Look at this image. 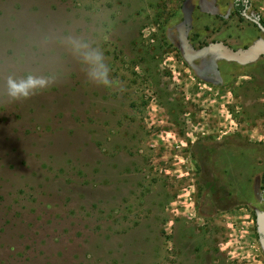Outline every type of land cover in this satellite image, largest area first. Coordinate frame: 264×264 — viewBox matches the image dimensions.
<instances>
[{
	"label": "rangeland",
	"instance_id": "obj_1",
	"mask_svg": "<svg viewBox=\"0 0 264 264\" xmlns=\"http://www.w3.org/2000/svg\"><path fill=\"white\" fill-rule=\"evenodd\" d=\"M235 1L0 0V264H264V34Z\"/></svg>",
	"mask_w": 264,
	"mask_h": 264
},
{
	"label": "clouds",
	"instance_id": "obj_2",
	"mask_svg": "<svg viewBox=\"0 0 264 264\" xmlns=\"http://www.w3.org/2000/svg\"><path fill=\"white\" fill-rule=\"evenodd\" d=\"M85 63L89 66L87 75L88 78L98 86H109L112 83L111 69L107 63H105L104 55L98 51H91L84 57ZM38 81L29 77L26 81L16 83L15 81H9L10 95L19 100L21 98H30V89L36 88Z\"/></svg>",
	"mask_w": 264,
	"mask_h": 264
},
{
	"label": "trees",
	"instance_id": "obj_3",
	"mask_svg": "<svg viewBox=\"0 0 264 264\" xmlns=\"http://www.w3.org/2000/svg\"><path fill=\"white\" fill-rule=\"evenodd\" d=\"M233 8H234V11L236 14L242 15L245 6H244L242 0H237L234 2Z\"/></svg>",
	"mask_w": 264,
	"mask_h": 264
},
{
	"label": "water",
	"instance_id": "obj_4",
	"mask_svg": "<svg viewBox=\"0 0 264 264\" xmlns=\"http://www.w3.org/2000/svg\"><path fill=\"white\" fill-rule=\"evenodd\" d=\"M246 8V6H245ZM245 8L243 10V15L248 19L250 20L255 26H257L259 28V30L264 34V27L261 25V23L256 20V19H253V18H250L248 15H246L245 13Z\"/></svg>",
	"mask_w": 264,
	"mask_h": 264
}]
</instances>
